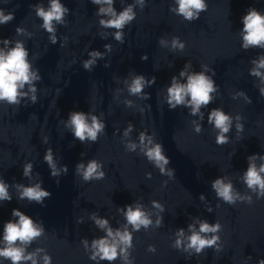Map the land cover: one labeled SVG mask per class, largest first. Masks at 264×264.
I'll return each mask as SVG.
<instances>
[{
	"label": "clouds",
	"instance_id": "9594fccd",
	"mask_svg": "<svg viewBox=\"0 0 264 264\" xmlns=\"http://www.w3.org/2000/svg\"><path fill=\"white\" fill-rule=\"evenodd\" d=\"M95 5H106L100 7L97 15L109 17L108 19H101L100 25L105 28L115 29L114 38L120 42H124L123 29L129 25L135 18V7L139 5L141 9L145 6V0H134L133 4H128L122 11L117 12L114 8V0H91ZM175 7L170 8V11L176 15L181 16L186 21H194L199 19L200 13L207 11L208 4L206 0H174ZM35 13L38 18L42 20L41 27L49 33V40L55 44L57 42L56 25L65 23V15L69 9L61 3V0H49V5L45 8L42 5H34ZM14 19L13 13H7L0 9V25L7 24ZM243 27L241 29L242 44L241 47L245 50L249 48L264 49V13L255 8H249L247 13L242 17ZM24 30L17 28V34H21ZM67 39V38H65ZM2 43L4 48H0V102L7 103L8 105H19L22 99H30L35 103L37 97L35 95L37 89L35 81L40 80L39 70H34L31 62L28 59L29 52L22 41L17 40L13 47H7L11 43L8 39H3ZM171 45V50L183 51L185 43L179 37H173L171 41L163 38L159 40L162 47ZM107 50L111 51V45L104 46ZM89 59L83 61V68L91 71L96 60L102 58L103 54L99 51H91L88 53ZM141 59H147L146 54ZM254 67L250 69V75L259 77L264 82V55L259 59L253 60ZM190 62L185 65V68L180 71V77H186V82L182 83L177 77L173 76L170 86L167 88L166 102L170 109H175L177 106L189 107L191 115H201V107L208 106L213 101V93L218 90L213 76L215 70L211 69L212 75L206 74L209 71L207 65H202L204 71L188 73L187 68L190 67ZM156 78L152 77L146 80L143 75H135L131 82H127V90L131 96H140L147 98L148 94L144 93L143 89L146 85L151 86L155 83ZM27 86V91H24ZM261 95H264V88L260 89ZM238 95H245L238 93ZM235 98V97H234ZM249 100L248 97H245ZM250 102V100H249ZM132 101H125V105L130 107ZM236 121H241L242 117L237 115ZM208 122L217 130L215 142L217 145H224L229 142L227 134L230 132L233 125V117L226 113L221 108H213L208 115ZM65 127L70 130L75 139L80 142L91 141L95 142L100 133L105 130V123L101 121L96 115H91L83 111H72L68 115L67 121L64 122ZM194 131L201 132V126L193 122ZM132 129L129 124L125 130L127 136ZM237 132L243 131V124L236 123ZM47 137H45V142ZM139 144L143 155L151 162L156 168L159 169L162 175H167L170 178L173 176V170L168 169L169 158L164 154L163 146L160 143H154L150 136H146L144 132L140 133ZM137 143L129 142L125 145L126 149L134 152L137 148ZM83 155V153H82ZM259 154H253L248 157V167L244 172L242 180L246 187L252 192L256 193L257 198L264 197V162L259 166L254 163L255 158ZM264 161V156H259ZM44 161L51 169L52 176L60 175L61 171L67 173V166L58 169L53 158L51 148H48L43 157ZM33 165L29 162L23 166V175L30 176ZM76 173L82 177L83 181L90 182L92 180H102L105 177L103 164L96 159L76 165ZM151 177V173L147 174ZM19 192V199H27L29 202H36L43 204L45 198L51 195L50 192L43 189L40 183H35L29 186L22 184L15 185ZM212 188L216 196L223 202L234 205L237 200L247 201L252 203L251 196H242L233 188L231 181L225 182L223 177H217L212 181ZM9 185L0 178V201H11L12 196L9 193ZM203 199V195H201ZM152 206L163 211V205L153 200ZM211 211V209H209ZM124 215L127 225H130L132 231H139L143 226L145 229L151 225L149 213H147L142 205L137 204L135 207L131 205L126 206ZM12 217L17 219L8 220L3 225V237L0 240V258L8 260L11 264H38L39 260L43 264H52V257L43 248H36L34 251L29 252V246L42 235H44V228L41 223H37L29 215H26L19 209H13ZM95 224L105 230L106 235L91 242V255L92 260H107L110 262L120 258L124 264H132L129 260V249L132 247V232L128 230L127 225L121 230H113L108 220L99 218L93 214ZM162 218H158L156 223L160 226ZM188 230L190 235L185 236L184 229H179L176 233L177 239L172 245L176 249H182L189 254H201L206 248H214L217 251L221 250L220 235L222 225L219 221L209 223L206 220L199 222L197 230L195 225H189ZM83 244L88 248V241L84 239ZM148 250L155 252V246L149 245ZM43 253V256L40 254ZM257 264H264V259H260Z\"/></svg>",
	"mask_w": 264,
	"mask_h": 264
}]
</instances>
